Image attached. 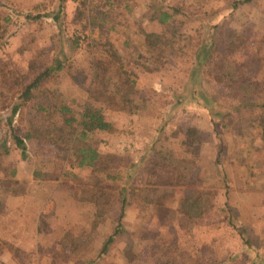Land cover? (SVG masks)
Here are the masks:
<instances>
[{"label":"rangeland","instance_id":"obj_1","mask_svg":"<svg viewBox=\"0 0 264 264\" xmlns=\"http://www.w3.org/2000/svg\"><path fill=\"white\" fill-rule=\"evenodd\" d=\"M133 2L132 13L124 17L123 0L114 11L118 14L115 20L123 24L121 35L112 33L105 38L97 30L91 34L86 30L85 39L75 50L70 36L73 31L80 32L84 22L77 14V1L65 0L60 6L58 0H0V8L9 18L0 45V104H6L0 109V264H75L93 259L98 264H128L124 254L127 247V254L133 251L144 258L154 241L163 240L176 264H254L251 260L258 254L242 243H254L259 241L258 237L264 239V199L251 197L258 192L264 194V136L259 128L260 106L264 104V0H253L234 13L223 9L224 0H200L198 7H184L178 16V32L163 36L166 38L160 39L149 52L144 50L139 34L141 28L150 27L140 26L136 18L148 4L157 7L159 3ZM196 8L200 10L198 15ZM211 9H218L219 15L212 17L210 25L222 22L226 33L233 29L244 41V48L230 53L235 60L236 81L261 88L250 97L246 95L244 104L239 103L241 95L218 77L214 67L204 70L199 84L201 99L193 102L185 98L191 85L188 74L197 37L194 30L204 22L202 14ZM55 15L57 22L53 21ZM190 34L193 40H187ZM125 38H129L128 49L122 46ZM182 38L185 52L179 50L171 57L170 50ZM106 39L122 55V62L131 58L127 68L137 74V113L132 106L122 109L114 104L105 108L103 117L111 124V130L96 132L91 140L99 153L113 156L114 166L121 170L119 186H124L130 174L132 184L170 169L175 176H185V180L196 173L200 185L216 196L212 198L209 215L184 230H174L170 222L160 223L148 211L134 205L126 207L123 230L127 234L116 236L107 254L97 260L103 242L113 231L117 208L107 207L106 220L92 232L94 206L81 201L90 190L85 185L92 183L90 170L73 169L74 177L66 175L70 164L65 159L64 146L31 139L24 141L23 154L16 147L12 135L23 138L29 126L43 118L35 111V96L21 105L10 128L6 119L10 104L18 102L14 99V79L9 75L25 74L30 65L46 69L53 58L89 75V63L102 57L101 45ZM126 51L131 52L124 54ZM44 86L76 110L85 97L71 82L66 69L49 78ZM186 127H194L202 134L197 162L192 163V154L185 158L187 164L199 166L198 172L186 171L181 161L184 154L180 141ZM147 157L150 160L142 167ZM189 194L187 188H175L163 195V205L179 211L182 199ZM223 204H227L229 213L220 210ZM228 215L236 219L241 236L228 225ZM147 231L157 237L140 241ZM259 249L264 252V247ZM133 264H142V259Z\"/></svg>","mask_w":264,"mask_h":264},{"label":"trees","instance_id":"obj_2","mask_svg":"<svg viewBox=\"0 0 264 264\" xmlns=\"http://www.w3.org/2000/svg\"><path fill=\"white\" fill-rule=\"evenodd\" d=\"M64 1L58 0L59 5L61 6ZM73 1L78 2L77 14L84 21L80 32L73 31L70 36L72 46L75 50L79 49L82 40L85 39L83 31L86 30H89L90 34L97 30L105 38L109 34L112 36V33L121 35L123 28L122 30L120 29L123 24L115 20L118 14L114 12L120 0ZM156 1L159 3V6L155 7L154 5L148 4L136 18L140 26L150 27V30L141 28L140 34L138 33L146 52H149L148 49L155 47L160 42V39L166 38L163 36H173L178 32L176 27L180 23L178 16L182 14L184 7L188 9L189 7H198L200 3V0H178V2L176 1L174 3H169V0ZM123 2L124 5L121 13L124 17L127 13H132L130 5L134 2L133 0H123ZM224 2L225 6L223 9L229 11V13H234L242 6L252 3L253 0H224ZM196 11L197 15L200 14V10L196 8ZM202 15L204 22L194 30V34H197V37L196 42L192 45L194 50L191 55L192 61L188 74L191 85L185 98L188 97L193 102L201 99L198 96L199 93H202L199 84L204 77V70L209 69L210 71L214 67V69L218 70V77L228 87L232 86L231 88L235 89L236 93L241 95L239 103L244 104L245 102L242 101L246 95L250 97L251 93L255 90H261L257 85L238 84L235 79V60L230 56V53H235L237 50L244 48V41H242L243 39H239V36L233 29H227L226 33L222 28V22L210 25L214 16L219 15L218 9H211ZM53 21H58L57 15L53 17ZM8 23V16L0 8V45L6 34ZM186 38H189L187 40H193L191 34ZM101 46V53L103 55L98 60L92 59L90 61L89 75H86L83 69H70L67 65L58 61L57 58H53L51 64L46 69L34 68V66L30 65L25 74L18 73L9 75L13 76V88L17 90L14 92L16 93L14 99L18 100V102H11L12 104L8 102L10 109L9 116L6 119L7 125L10 128L12 118L18 112L21 105L35 96L38 99L35 105V111L41 114L43 118L39 123L31 124L23 138L12 135L16 147L23 154L25 151L24 141L31 139L54 146H64L65 159L70 164V171L66 172V175L74 177L72 173L73 169L90 170L89 180H92V183L85 184L90 186V190L88 191V196L82 197L81 201L91 202L94 206V214L90 224L92 232L96 231L98 226L106 220L105 216L108 213L107 207L109 209L112 207L117 208L118 214L114 219L113 231L103 242L96 256L97 260L107 254L110 249L109 247L114 244V238L116 236L127 234L123 230V219L126 207L134 205L137 209L148 211L160 223L168 224L164 222H170L174 230H184L192 228L197 220L209 215L213 208L212 198L216 196L214 191L210 192L208 188L200 185V180L196 173L185 180V176L179 173L175 176L170 169H167L166 173L158 172V175L157 173L156 175L155 173L154 175L153 173L152 175H147L145 178H141L140 182L143 181L141 183L134 181L131 184L132 175L130 174L126 177L124 186H119L118 180H122L121 170L114 166L112 162L114 159L113 156L99 153L91 140L92 135L96 134V132H107L111 130V124L105 121L103 117L105 108L114 106V104L124 107L122 109H125L127 106H132L135 108L134 112L137 113L139 109L137 108L139 101L135 99V77L137 74H135L134 69L127 68V64H130L131 58L125 63L122 62V55L113 47V44L109 40L106 39L102 42ZM122 46L123 49L130 48L129 38H125ZM174 47H176L175 50ZM185 48L186 44L182 38L170 50L171 57H175L179 50L181 53L185 52ZM130 52L126 51L124 54H130ZM64 69H66L71 82L85 95L79 110L73 109L64 101L57 99L52 94V91L44 86V83L49 78ZM31 75L32 77L29 78ZM20 78L22 79L21 82ZM209 98L211 99V95ZM143 102L140 101V104H143ZM4 103L0 104V109L6 107ZM260 109L259 128L264 136V104L260 106ZM201 137L202 134L194 127H186L183 130L180 146L184 155L181 161L186 165V171L193 169L198 172L199 166L195 168L192 163L197 162L196 160L198 159L202 144ZM187 154L192 155L190 157ZM152 156L154 158L153 154ZM186 157H190L192 163L187 164ZM149 160V157L146 160L144 159L142 167L146 166ZM165 169L163 168V170ZM186 171L182 173H187ZM143 173L145 174V172ZM125 184L127 185L125 186ZM182 187L189 189L191 194L182 199L179 211L165 207L162 202L163 195L175 188ZM109 196H111L113 201L111 204ZM227 208V204L220 206L222 212L229 213L226 210ZM228 216H230L228 217V225L232 229L238 230V235H240L242 229L237 227L236 219L232 215ZM156 237L155 233L151 234L147 231L140 236L139 240L148 241L150 238L154 239ZM258 239L259 241L254 243L250 241L248 243L246 240L242 243L244 247L252 248V251L258 254L255 258L264 256V252L260 253L259 249L264 247V239L261 237H258ZM89 240L90 238H88ZM128 248L124 251L128 264H133L135 260L139 262L141 259L142 264H176L172 259V251H170V247L166 245L164 240L163 242L154 241L144 258H139L140 254H135L133 251L127 254L126 251ZM89 261H81L82 263L76 262L75 264H98V261H95V259Z\"/></svg>","mask_w":264,"mask_h":264},{"label":"crops","instance_id":"obj_3","mask_svg":"<svg viewBox=\"0 0 264 264\" xmlns=\"http://www.w3.org/2000/svg\"><path fill=\"white\" fill-rule=\"evenodd\" d=\"M251 197H254L256 199H264V194H260L259 192L256 194H253ZM262 215L264 216V213H262ZM258 217H262V216H258ZM252 263L254 264H263L264 263V256H258V258H255L254 260H251Z\"/></svg>","mask_w":264,"mask_h":264}]
</instances>
